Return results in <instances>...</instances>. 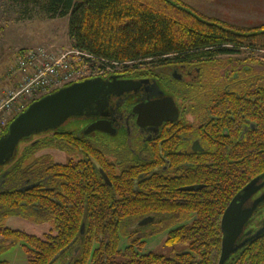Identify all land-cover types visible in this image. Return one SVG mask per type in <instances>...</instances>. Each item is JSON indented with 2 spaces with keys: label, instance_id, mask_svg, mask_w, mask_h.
<instances>
[{
  "label": "trees",
  "instance_id": "obj_1",
  "mask_svg": "<svg viewBox=\"0 0 264 264\" xmlns=\"http://www.w3.org/2000/svg\"><path fill=\"white\" fill-rule=\"evenodd\" d=\"M34 1H44L53 13L69 17V33L76 48L113 66L118 62L125 71L148 60L154 63L172 57L185 60L232 54L244 47L264 48V25L231 24L203 14L182 0ZM83 137L77 130L66 129L36 136L23 144L4 178L0 206L6 214L31 211L38 217L54 218L57 225V234L45 238L22 231H4L9 239L29 243V264L53 263L62 251L65 255L73 254L76 245L79 252L72 264H218L221 217L232 196L254 173L251 164L243 163V171L235 166L226 167L225 172L194 166L189 173L190 182L208 185L189 200L160 203L155 187L161 183L162 195L170 196L178 185L187 182V172L178 183L169 170L157 172L136 185L143 166H123L116 175L101 151ZM50 148L95 156L111 184L95 168L96 164L86 163L84 157L70 158L64 163L55 161L49 152L39 154ZM47 176L54 186L52 191L46 190ZM31 182L37 185L22 190L23 185ZM163 211L170 216L169 225L194 212L192 223L168 233L169 246L182 244L186 249L173 257L154 252L142 254L145 238L159 230L156 224L150 231L142 227L134 229L133 224L143 216ZM83 224L85 229L81 232ZM122 235L129 241L125 249L120 247ZM254 245L247 254L253 264H260L264 261V237Z\"/></svg>",
  "mask_w": 264,
  "mask_h": 264
},
{
  "label": "flooded vegetation",
  "instance_id": "obj_2",
  "mask_svg": "<svg viewBox=\"0 0 264 264\" xmlns=\"http://www.w3.org/2000/svg\"><path fill=\"white\" fill-rule=\"evenodd\" d=\"M247 48L253 49L244 47ZM218 56L201 58L193 56L185 60L172 57L155 63L148 60L140 67L132 66L124 73L116 74L119 79L139 83L134 89L122 95H113L106 110L107 115L95 116L92 120L86 121L88 123L107 121L108 125L104 130L84 134L82 130L87 123L77 131V134L85 136L83 137L85 140L91 141L92 145L101 151L107 161L106 164L116 172V175L121 173L123 166L137 164L143 166L144 170L136 180V185L139 181L150 179L157 172L169 170L170 175L178 183L183 181L182 176L187 172V182L178 185L177 190L170 196L162 195L161 183L158 184L159 187L158 185L155 187L160 203L189 200L194 193L208 185L205 182H190L192 179L189 173L194 166L225 172L226 167L235 166L237 170L243 171L241 166L251 164V171L255 174L252 173L247 182L232 196L221 217L222 237L218 258L220 264L223 244L222 219L229 204L254 179H257L256 190L244 199L242 208L253 207L257 199L264 196V75H261L264 74V67L259 68L252 57L245 60L230 59L226 63L219 60L218 63L216 61ZM73 153L77 155L76 160L86 158V163H95V168L100 170L104 180L111 184L108 174L95 156L86 157L79 151ZM153 165L155 166L151 168ZM47 180L46 190L52 191L54 186L49 176ZM36 185L33 182L26 183L22 190H29ZM192 186L197 188L186 189ZM92 188L95 189V186ZM148 191L147 194L150 192ZM51 194L48 195L52 199L55 198ZM22 204L25 206L26 202L23 201ZM165 212L167 211L159 215L152 213L143 216L134 222L132 228L142 227L147 228L145 231H150L156 224L159 231L167 227L169 233L171 229L192 223L195 219L194 212H191L188 217L169 225L167 220L170 216ZM8 215H19L40 225L50 222L54 224L53 229L50 231L42 229L43 232L39 234L11 227L0 228V254L13 246L21 245L27 254L25 264H29L31 255L28 251L29 243L23 239H9L4 231L6 229L22 231L45 238L48 234H57L56 222L54 218L35 216L31 211L25 214L17 212L6 214L0 206V219ZM84 229L85 224L82 225L81 232H84ZM263 237L264 200L256 206L243 226L236 241L239 247L231 253L224 264H253L247 253ZM146 244L145 238V246ZM127 245L129 241L122 235L120 247L125 249ZM175 246H171L174 252L168 251L169 254L155 250L143 251L144 247L141 253L154 252L173 257L186 249V246L182 245L185 246L184 249L176 251ZM78 252L79 246L76 245L73 254L65 255L62 251L50 264L58 261L61 264H72ZM263 263L264 261L260 264ZM0 264L13 263L8 259H0Z\"/></svg>",
  "mask_w": 264,
  "mask_h": 264
},
{
  "label": "rangeland",
  "instance_id": "obj_3",
  "mask_svg": "<svg viewBox=\"0 0 264 264\" xmlns=\"http://www.w3.org/2000/svg\"><path fill=\"white\" fill-rule=\"evenodd\" d=\"M182 1L208 16L219 17L221 15L226 19L232 18L230 14L232 10H228L229 7L232 8V5L224 4L221 0ZM29 47H45L55 54L74 48V42L69 33V17L53 13L44 1L0 0V81L8 79L15 60L21 52ZM249 50L250 48H243L236 54H222L217 57L216 61L219 63L220 60L226 63L230 59L245 60L247 57H252L259 68L264 67V48ZM125 70L124 67L118 66L110 71V75L122 74ZM79 123V121L73 120L68 122L64 128L78 131ZM46 152H49L59 162L77 158L73 152L69 153L56 148L42 150L39 154ZM3 227L39 234L43 232L42 229L50 231L54 228V224L50 222L40 225L19 215H8L0 219V228ZM167 233V227H164L157 234L146 237L147 244L143 251L155 250L167 254L174 252L171 246L165 244ZM175 247L176 251H181L185 246L177 245ZM0 259H8L13 264H25L27 254L21 245H16L1 253ZM55 264H61V262L58 261Z\"/></svg>",
  "mask_w": 264,
  "mask_h": 264
},
{
  "label": "water",
  "instance_id": "obj_4",
  "mask_svg": "<svg viewBox=\"0 0 264 264\" xmlns=\"http://www.w3.org/2000/svg\"><path fill=\"white\" fill-rule=\"evenodd\" d=\"M118 77L112 74L107 77H90L73 82L33 101L16 115L9 123L7 131L0 137V187L10 171L11 164L17 160L24 143L34 140L40 134L65 129L64 126L73 120L80 122V130L88 123L86 121L92 120L95 116L107 115L106 110L113 95H122L134 89L139 83ZM107 125V121L104 120L92 121L82 131L84 134H90L95 130H104ZM256 181L257 179L251 181L233 198L223 215L220 264H224L231 253L238 249L239 245H236V241L243 226L256 206L264 200L262 196L257 199L253 207L242 208L244 199L256 190ZM196 188L197 186H192L186 189Z\"/></svg>",
  "mask_w": 264,
  "mask_h": 264
},
{
  "label": "built area",
  "instance_id": "obj_5",
  "mask_svg": "<svg viewBox=\"0 0 264 264\" xmlns=\"http://www.w3.org/2000/svg\"><path fill=\"white\" fill-rule=\"evenodd\" d=\"M114 64L76 47L59 54L45 47L25 49L8 79L0 81V137L10 121L33 101L85 78L110 76V71L122 66Z\"/></svg>",
  "mask_w": 264,
  "mask_h": 264
},
{
  "label": "crops",
  "instance_id": "obj_6",
  "mask_svg": "<svg viewBox=\"0 0 264 264\" xmlns=\"http://www.w3.org/2000/svg\"><path fill=\"white\" fill-rule=\"evenodd\" d=\"M221 2L232 5V8L228 9L232 10L230 13L232 18L226 19L221 15L215 18L245 27L264 25V0H221Z\"/></svg>",
  "mask_w": 264,
  "mask_h": 264
}]
</instances>
